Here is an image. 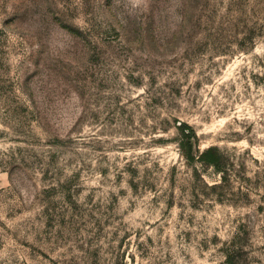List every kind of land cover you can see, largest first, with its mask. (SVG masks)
<instances>
[{
    "label": "rangeland",
    "instance_id": "rangeland-1",
    "mask_svg": "<svg viewBox=\"0 0 264 264\" xmlns=\"http://www.w3.org/2000/svg\"><path fill=\"white\" fill-rule=\"evenodd\" d=\"M229 252L264 264V0H0V264Z\"/></svg>",
    "mask_w": 264,
    "mask_h": 264
},
{
    "label": "trees",
    "instance_id": "trees-1",
    "mask_svg": "<svg viewBox=\"0 0 264 264\" xmlns=\"http://www.w3.org/2000/svg\"><path fill=\"white\" fill-rule=\"evenodd\" d=\"M177 127L181 133L180 147L189 163L200 161L204 164L212 165L219 171L225 170L223 167L224 153L218 146L212 145L200 150L195 128L185 121L180 122ZM227 261L228 264H234L233 256L230 252L227 253Z\"/></svg>",
    "mask_w": 264,
    "mask_h": 264
}]
</instances>
